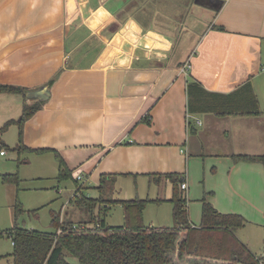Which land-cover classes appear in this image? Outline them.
Segmentation results:
<instances>
[{
	"label": "crops",
	"instance_id": "0c3cea01",
	"mask_svg": "<svg viewBox=\"0 0 264 264\" xmlns=\"http://www.w3.org/2000/svg\"><path fill=\"white\" fill-rule=\"evenodd\" d=\"M190 79L221 95L249 82L257 113L189 114ZM0 83L47 89L43 101L0 93V127L40 102L24 146L57 151L89 197L107 176L105 199L161 200L143 210L166 227L177 174L191 226L203 199L238 214L236 238L264 262V166L233 158L264 153V0H0ZM22 154L36 167L26 179L65 182L51 152Z\"/></svg>",
	"mask_w": 264,
	"mask_h": 264
},
{
	"label": "trees",
	"instance_id": "16d2710c",
	"mask_svg": "<svg viewBox=\"0 0 264 264\" xmlns=\"http://www.w3.org/2000/svg\"><path fill=\"white\" fill-rule=\"evenodd\" d=\"M26 88L0 83V93L21 94L26 100ZM188 97L187 112H212L217 114L242 113L256 114L257 105L249 82L229 95L207 92L194 79L186 84ZM219 98L223 99L220 101ZM234 98L245 106H233ZM196 100V102H195ZM40 102L22 105L21 115L10 119L0 127V134L10 125L17 126V143L11 151L18 154L25 151L34 153L51 152L58 164L57 179L77 180L74 170H70L59 153L50 148L28 149L22 142V126L30 115L39 109ZM4 146V144H2ZM235 160L260 162L264 166V153L261 155L241 154ZM24 162V161H22ZM172 184V226L148 227L142 224V212L147 203L161 200L132 199L106 200L107 176H102L95 189V198L86 195L85 187H78L74 197L77 207L84 208L87 220L77 224L71 221L59 223V214L52 212L49 232H39L14 226L6 233L12 242L9 257L11 264H69L66 255L77 260V264H264L235 236V232L245 225V219L238 214H222L202 200L201 219L198 227H192L186 209V200L180 189L183 178L177 174L166 175ZM1 182L18 185L17 173L2 174ZM120 204L124 211V222L110 226L104 222L105 205ZM98 210L95 212V210ZM21 211L19 204L14 206V216ZM83 211V210H82ZM61 232L56 234L57 229Z\"/></svg>",
	"mask_w": 264,
	"mask_h": 264
},
{
	"label": "rangeland",
	"instance_id": "374dc122",
	"mask_svg": "<svg viewBox=\"0 0 264 264\" xmlns=\"http://www.w3.org/2000/svg\"><path fill=\"white\" fill-rule=\"evenodd\" d=\"M11 128L6 137L14 144L16 142V130L14 127ZM1 146L2 142L0 141V150H3L4 148ZM4 151L6 152L5 155L0 156V176L2 174L17 173L19 177L18 185L5 184L0 179V255H2L0 256V264H11L9 255L13 246L6 232L14 226L39 232H49L52 230L50 225L52 212L58 213L59 219L61 217L63 222L71 221L75 223L87 220V214L83 207L81 209V207L75 206L74 198H72L75 188L85 187V184L81 181L75 183L72 179L58 184L55 180L47 178L49 176L40 179H26L35 174V164L24 165L22 163L24 157L27 156L26 154H18L9 149H4ZM83 192L86 194L85 190ZM91 194L94 193L91 192ZM104 196H107V194H104ZM16 204H19L21 211L14 216V206ZM62 204H65V209H63L60 216L59 210ZM150 208L152 207H148L147 210H143L144 213L142 212V224L144 226H147L155 213ZM124 217V211L120 206L111 205L105 214V221L107 224L115 226L122 224L125 220ZM172 224L166 227H171ZM65 259L69 264H77V260L70 255H66Z\"/></svg>",
	"mask_w": 264,
	"mask_h": 264
},
{
	"label": "built area",
	"instance_id": "2783aa9c",
	"mask_svg": "<svg viewBox=\"0 0 264 264\" xmlns=\"http://www.w3.org/2000/svg\"><path fill=\"white\" fill-rule=\"evenodd\" d=\"M5 153H6V152H5L4 150H0V155H5ZM75 179H76L77 181H83V176L80 175V174H77V175L75 176ZM180 188H181V189H186V183H185V182H181V183H180ZM77 191H78V187H76L75 190L73 191V193H72V198H74V197L78 194ZM63 209H65V204H63L62 207H61V209H60V216L62 215V211H63ZM59 223H60V224L62 223L61 217H60V219H59ZM60 232H61V229L58 228L57 231H56V234H59Z\"/></svg>",
	"mask_w": 264,
	"mask_h": 264
},
{
	"label": "water",
	"instance_id": "95a60500",
	"mask_svg": "<svg viewBox=\"0 0 264 264\" xmlns=\"http://www.w3.org/2000/svg\"><path fill=\"white\" fill-rule=\"evenodd\" d=\"M47 93L48 92L46 88H40L36 91L27 92L26 96L30 99H37L43 101L46 98Z\"/></svg>",
	"mask_w": 264,
	"mask_h": 264
}]
</instances>
